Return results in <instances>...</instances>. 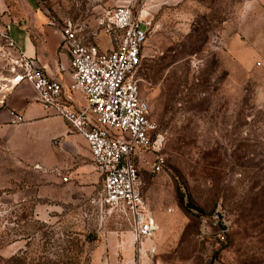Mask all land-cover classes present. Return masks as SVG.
Returning <instances> with one entry per match:
<instances>
[{"label":"rangeland","instance_id":"1","mask_svg":"<svg viewBox=\"0 0 264 264\" xmlns=\"http://www.w3.org/2000/svg\"><path fill=\"white\" fill-rule=\"evenodd\" d=\"M117 3L151 19L135 76L163 135L161 169L139 168L158 227L140 243L130 217L101 203L86 142L72 148L55 122L9 121L0 264H264V0H39L47 16L97 29L103 48L116 40L97 20ZM15 54L0 37V103ZM200 211L226 228L202 232Z\"/></svg>","mask_w":264,"mask_h":264},{"label":"built area","instance_id":"2","mask_svg":"<svg viewBox=\"0 0 264 264\" xmlns=\"http://www.w3.org/2000/svg\"><path fill=\"white\" fill-rule=\"evenodd\" d=\"M47 23L59 29L69 52V63L58 62L51 71L17 49L9 23H0V37L16 51L9 77L1 86L5 88L2 98L13 86L29 84L44 110L64 119L84 137L101 178V203L129 216L135 240L143 243L158 224L146 208L139 168L145 162L159 170L164 163L160 151L163 135L149 117L148 102L141 96L135 76L151 19L129 3L115 4L97 20L99 30L116 40L114 47L105 49L98 48L95 41L97 29L89 35L71 19L50 17ZM77 94L83 96L82 102ZM9 121L16 124L24 118L14 113Z\"/></svg>","mask_w":264,"mask_h":264},{"label":"crops","instance_id":"3","mask_svg":"<svg viewBox=\"0 0 264 264\" xmlns=\"http://www.w3.org/2000/svg\"><path fill=\"white\" fill-rule=\"evenodd\" d=\"M21 1L28 5L29 11L19 12L14 6H7L5 0H0V11L2 13L5 11L0 16V23H9V33L11 30L16 33L15 42L17 46L14 43L15 47L27 56L33 57L36 63L47 71L55 69L58 62L67 65L69 52L62 43V35L56 26L47 23L50 16L44 13L39 5V0ZM95 41L98 48L105 49L99 40L95 39ZM76 98L81 102L83 101L81 94H77ZM14 113L23 116L24 121L18 123L20 125L35 122L43 127L55 122L57 126L54 129H48L52 134H59L68 143H72V148L76 147L77 141L86 142L84 137L77 133L64 119L51 115L43 109L41 104L34 99V90L29 84L22 83L13 86L3 103H0V126L11 124L9 120ZM12 125H17V123ZM86 154L90 155L89 148L86 149ZM36 166L39 167L40 165L37 164Z\"/></svg>","mask_w":264,"mask_h":264},{"label":"water","instance_id":"4","mask_svg":"<svg viewBox=\"0 0 264 264\" xmlns=\"http://www.w3.org/2000/svg\"><path fill=\"white\" fill-rule=\"evenodd\" d=\"M199 214L200 229L202 232L210 233L226 228V225L221 221V217L218 213L211 215L200 211Z\"/></svg>","mask_w":264,"mask_h":264},{"label":"trees","instance_id":"5","mask_svg":"<svg viewBox=\"0 0 264 264\" xmlns=\"http://www.w3.org/2000/svg\"><path fill=\"white\" fill-rule=\"evenodd\" d=\"M12 259H13V257H12ZM20 264H22V263H20Z\"/></svg>","mask_w":264,"mask_h":264},{"label":"bare ground","instance_id":"6","mask_svg":"<svg viewBox=\"0 0 264 264\" xmlns=\"http://www.w3.org/2000/svg\"><path fill=\"white\" fill-rule=\"evenodd\" d=\"M150 239V238H149ZM148 240V239H147Z\"/></svg>","mask_w":264,"mask_h":264}]
</instances>
